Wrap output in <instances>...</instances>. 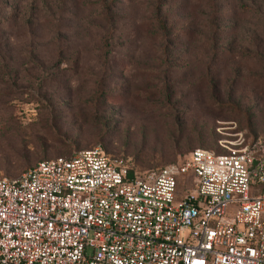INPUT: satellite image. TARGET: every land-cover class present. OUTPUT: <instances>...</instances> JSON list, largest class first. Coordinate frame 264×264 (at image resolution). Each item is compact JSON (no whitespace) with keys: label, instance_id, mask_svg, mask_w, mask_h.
<instances>
[{"label":"rangeland","instance_id":"1","mask_svg":"<svg viewBox=\"0 0 264 264\" xmlns=\"http://www.w3.org/2000/svg\"><path fill=\"white\" fill-rule=\"evenodd\" d=\"M264 142V0H0V175L100 145L136 169Z\"/></svg>","mask_w":264,"mask_h":264},{"label":"built area","instance_id":"2","mask_svg":"<svg viewBox=\"0 0 264 264\" xmlns=\"http://www.w3.org/2000/svg\"><path fill=\"white\" fill-rule=\"evenodd\" d=\"M136 169L100 145L0 175V264H264V142Z\"/></svg>","mask_w":264,"mask_h":264},{"label":"trees","instance_id":"3","mask_svg":"<svg viewBox=\"0 0 264 264\" xmlns=\"http://www.w3.org/2000/svg\"><path fill=\"white\" fill-rule=\"evenodd\" d=\"M174 160H176V159H174ZM172 161V160H171ZM33 164V163H32ZM163 164V163H162ZM31 165V164H30Z\"/></svg>","mask_w":264,"mask_h":264}]
</instances>
